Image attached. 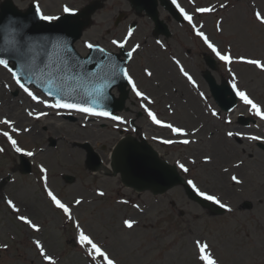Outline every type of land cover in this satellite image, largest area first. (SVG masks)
Wrapping results in <instances>:
<instances>
[{
  "label": "rangeland",
  "instance_id": "1",
  "mask_svg": "<svg viewBox=\"0 0 264 264\" xmlns=\"http://www.w3.org/2000/svg\"><path fill=\"white\" fill-rule=\"evenodd\" d=\"M73 1L76 6L86 2ZM197 1L198 6L217 2ZM230 2L234 7L220 13L225 17L224 34L215 32L216 16L200 18L206 25L205 30L222 47L233 42L234 55H264V26H259L252 16L253 7L264 12V0ZM120 11L131 13L128 1L109 0L106 8L95 14L97 24L87 31L86 36L105 35L106 30L114 28V19ZM130 20L137 19L133 16ZM127 22L121 25L123 33ZM171 27L173 36L162 39L167 47L161 49L151 36L148 39L151 40L149 46L138 55L134 67L139 77L144 78L140 82L141 88L155 97V100L160 99L164 108L165 104L172 103L175 115L173 119L176 122L187 124L190 128L203 124L204 128L194 137L198 141L196 144L157 148L169 161L175 163L181 160L186 163L191 171L190 174L183 175L187 179H194L202 191L216 194L232 211L213 217L206 209L189 199L180 186L166 194L155 196L150 192L137 193L125 188L119 176L90 172L85 167V150L74 147L73 142L89 141L105 164H109L111 152L121 138L119 132L110 128L114 127L113 122L103 127L102 119L95 120L91 116L76 114L77 120H70L51 116V111H48L46 119L35 120L26 115L25 109L39 111V108H33L27 103V97H9L7 103H0V117L7 115L14 118L18 126L32 129L19 139L24 147L36 152V156L27 157L32 162V173L21 174L18 171L21 162L19 154L11 149L4 137H0V145L6 149L0 153V181L11 175V180L0 187V244H9L8 250L0 249V264H42L29 237L41 239L58 258L59 264H89L84 251L74 242L73 225L66 221L62 212L54 208L44 192L40 164L48 168L49 187L62 200L72 202L76 198H84L86 203L78 209L74 208V213L82 224L87 225L100 240L108 244L120 264H199L193 245L196 238L211 241L222 264H264V151L257 146V141L240 140L236 137L228 139L225 135L226 131L231 130L264 137L260 134V129L264 130V121L251 115L241 101L230 113L219 109L202 78V71L206 69L204 55L211 51L194 35L188 23L180 25L173 20ZM150 28V23L147 27H140L136 38L142 39L150 33ZM173 56L193 76L198 89L183 77L179 67L171 59ZM143 65L153 71L152 79L142 73ZM232 69L239 77L240 86L247 88L258 101H264V73L239 64L232 65ZM213 73L219 81L224 77L231 82V76L223 62H219L217 71ZM8 79L11 80L9 74L0 69V83ZM200 92L204 93L203 98ZM7 96V89L1 86L0 97ZM128 105L130 107V103ZM133 106L132 104L133 109L130 107L127 114L135 117L141 130L149 131L147 120L140 115L141 110H136ZM158 107L161 108L160 105ZM209 107L217 111L221 118L211 117ZM156 110L160 112L159 109ZM240 116L249 119L247 125L251 129L243 128L244 124L240 125ZM229 119L231 124L226 125L225 121ZM219 130L222 132H218ZM50 137L57 138L55 147L49 146ZM204 155H212L213 163L204 164ZM192 158L197 161L195 166L188 164ZM240 160L244 164L235 168L234 164ZM225 168L228 169L227 172L224 171ZM63 174L75 176L76 181L72 184L65 183ZM231 175L238 176L243 184H235ZM97 190H103L105 196H97ZM5 198L14 200L23 212L40 223L42 233H33L27 226L20 225L4 202ZM121 200L129 203H118ZM246 200L253 203L252 209H242V202ZM172 202L175 203L174 206ZM134 204H139L143 211L133 207ZM126 218L136 219L138 226L131 230L124 228L122 221Z\"/></svg>",
  "mask_w": 264,
  "mask_h": 264
},
{
  "label": "snow or ice",
  "instance_id": "2",
  "mask_svg": "<svg viewBox=\"0 0 264 264\" xmlns=\"http://www.w3.org/2000/svg\"><path fill=\"white\" fill-rule=\"evenodd\" d=\"M176 7L179 9L184 20L187 21L191 27L194 35L198 37L202 43L211 51V53L221 62H223L229 75L231 76V89L235 96L244 105L247 106L249 113L260 121H264V101H258L252 96L247 88L240 86V81L237 73L233 71L232 65H246L250 66L261 73H264V55L256 56L250 53L247 54H233L234 43L229 42L226 46H221L215 37L211 36L205 29L206 25L201 22L200 18L203 16H216L215 32L223 35L225 28V17L220 15L221 12H227L234 5L230 0H223L216 3H209L206 6H198L197 0H189L191 10H186L180 4L173 0ZM62 12L65 14L64 19L60 15L45 14L41 10L40 5H36V15L40 21L52 23L54 21L62 24L71 25L75 22L80 10L78 8L70 7L65 3L62 7ZM254 21L259 26H264V12L253 7L252 13ZM12 30L18 34V38L12 43L0 47V68L4 69L10 74L11 81L15 87L22 91L31 101L36 104L43 105L45 108L57 110L74 111L85 114L86 116L105 118L114 122V127L120 128L121 125H126L129 121L112 111L108 110L105 102L111 99L110 90L117 84L119 80L126 81L132 93L139 100L140 108L146 114L152 124L161 128L167 129L170 132V138L158 139L160 143L165 145H183L189 146L198 143L194 137L200 132L204 125L199 127H186L178 123L160 118L158 112L154 110L156 100L147 92L141 89L138 81L134 78L129 70L128 63L121 65L116 56L108 52L99 44L86 41L84 46L90 52L103 53L106 57L104 61H95L91 56L88 58H80L74 53V49L68 41L60 36L55 37H37L29 35L24 31L23 25H17L13 22ZM136 29L129 27L126 35L122 39H112L111 44L124 52L126 60L131 63L135 57L142 52V45L139 42H134L129 45V41L133 39ZM161 48L166 46L161 41L156 42ZM172 61L179 67L180 73L186 80L198 89V85L193 76L185 70L183 64L175 56L171 57ZM107 69V70H106ZM145 76L151 78L153 72L149 68L144 69ZM13 83L5 82L3 87L8 91L12 90ZM36 89V90H34ZM41 94H37V93ZM203 98L204 93L200 92ZM170 114H174V109L171 104L167 105ZM26 115L32 119L40 120L49 115L47 111H36L35 109H25ZM211 117L220 119V114L208 108ZM225 123L231 124V120H226ZM259 127V125H257ZM32 129L28 127H20L14 118L7 115L0 117V137H4L11 149L22 156L35 157L36 152L30 150L22 145L19 139L23 134L31 132ZM228 139L236 137L240 140L262 141L264 137L250 135L240 131L228 130L225 132ZM4 146L0 145V153L5 152ZM202 162L206 165L213 163L212 155H204ZM197 163L195 158L188 161V164L195 166ZM244 164L243 160L234 164L235 168H240ZM178 168L184 174H190L191 169L181 160L175 162ZM41 179L43 181V189L49 201L55 209L63 213L67 222L71 223L75 229L74 242L81 248L89 259V264H120L119 259L115 253L109 248L108 244L100 240L87 225L82 224L81 220L74 213V208H79L84 205L86 201L84 198H76L72 202L62 200L49 187L48 182V168L44 164L39 165ZM228 171L227 168L224 169ZM231 180L237 184H243V180L236 175H231ZM186 183L195 192L206 201L219 205L231 212L232 208L223 203L221 198L216 194L202 191L194 179H188ZM97 196H105L103 190H97ZM4 202L15 214V220L22 226H27L33 233H42V225L34 221L30 215L22 211L14 200L5 198ZM90 203V201H88ZM121 204H128L129 201H118ZM139 211H143L139 204H134ZM123 227L126 229H134L138 226L136 219H124L122 221ZM31 243L34 245L42 264H59L58 258L55 254L50 252L41 239H33L29 237ZM196 251V259L199 264H222V261L215 250L211 241L206 238H196L193 241ZM9 244H0V249L8 250Z\"/></svg>",
  "mask_w": 264,
  "mask_h": 264
},
{
  "label": "water",
  "instance_id": "3",
  "mask_svg": "<svg viewBox=\"0 0 264 264\" xmlns=\"http://www.w3.org/2000/svg\"><path fill=\"white\" fill-rule=\"evenodd\" d=\"M131 2L138 10L145 8L143 0H131ZM163 2L167 8L176 14L174 7L170 5L167 0H163ZM98 6L99 4L97 3L96 5L87 7L83 12L78 14L75 22L71 25L62 24L61 22L47 24L46 22H38L33 19L32 14L29 15L32 13L31 11L27 16L22 15L10 1H7L2 5V11L0 14V47L10 44L18 38V34H15L12 30L13 22H15L17 25H23L24 31L32 36H60L64 38L70 43L74 49V53L79 56L73 44L81 36L83 28L90 24L91 15ZM149 13L156 17V10ZM89 56L95 61H104L106 63L103 53L92 52ZM79 57L82 58L81 56ZM208 64L212 68H216L213 60ZM207 80L216 101L222 109L226 111L231 110L237 103V97L229 85L225 81H223L221 85L217 84L209 71L207 72ZM126 84V81L119 80L115 85H118L122 92L120 99L115 98L112 93L115 86L110 90L111 99L106 101L105 104L108 110L113 113L124 108L125 98L127 97V91L125 88ZM78 145L87 150L88 155L86 166L92 171L105 170V173L108 175H117L120 173L122 182L126 186L133 187L138 191L151 190L154 194L164 193L170 188L181 184L185 187V190L191 199L199 202L203 207L208 208L212 214L217 215L224 213L223 208H220L219 205L208 202L197 196L191 190L186 181L179 175L176 166H172L167 161L162 160L157 151L145 141L139 142L133 137L123 139L115 147L112 154L111 167L113 171L108 170V168L103 165L100 156L89 143ZM21 171L23 173L31 171V167L26 159H23ZM66 179L68 182L74 181L72 176H66Z\"/></svg>",
  "mask_w": 264,
  "mask_h": 264
},
{
  "label": "flooded vegetation",
  "instance_id": "4",
  "mask_svg": "<svg viewBox=\"0 0 264 264\" xmlns=\"http://www.w3.org/2000/svg\"><path fill=\"white\" fill-rule=\"evenodd\" d=\"M31 0H21V4H23L21 6V9L22 10H26L28 7H29V4H30ZM64 3H67L71 6H76L74 3L73 0H40V6L43 8V11L44 13L46 14H50V15H58L59 12H60V5H62ZM53 10V11H52ZM165 10L162 8V7H159V12H160V15H161V18L168 24L170 25V18L168 17L167 14H163ZM133 14L139 18V19H142V18H147L146 16H143V15H137L135 12H133ZM127 18V16H126ZM148 19V18H147ZM149 20V19H148ZM150 21V20H149ZM152 29H153V26H152ZM110 31H108L109 33ZM114 51H119V48L117 49H114ZM136 59H134L133 62L129 63L128 65L130 66H134V62H135ZM136 103V101H133L132 104ZM128 112V111H127ZM132 122H134V125L137 126V122L135 121V119L133 118ZM130 124H131V121H130ZM168 135H165V137H167Z\"/></svg>",
  "mask_w": 264,
  "mask_h": 264
}]
</instances>
